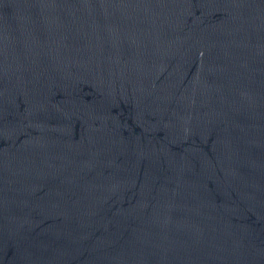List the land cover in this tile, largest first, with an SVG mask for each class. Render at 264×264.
Masks as SVG:
<instances>
[{
  "label": "water",
  "instance_id": "1",
  "mask_svg": "<svg viewBox=\"0 0 264 264\" xmlns=\"http://www.w3.org/2000/svg\"><path fill=\"white\" fill-rule=\"evenodd\" d=\"M0 264H264V0H0Z\"/></svg>",
  "mask_w": 264,
  "mask_h": 264
}]
</instances>
